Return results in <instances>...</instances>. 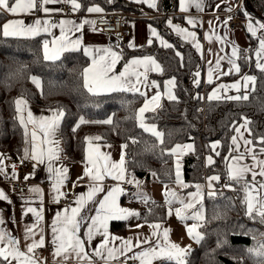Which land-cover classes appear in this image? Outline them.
<instances>
[{
    "label": "trees",
    "instance_id": "trees-1",
    "mask_svg": "<svg viewBox=\"0 0 264 264\" xmlns=\"http://www.w3.org/2000/svg\"><path fill=\"white\" fill-rule=\"evenodd\" d=\"M79 1L82 12L99 4L108 13H127L148 20L163 36L172 40V48L152 45L135 50L123 47L121 50L124 60L133 56H156L163 69L156 75L159 81L176 79L177 99H164L160 108L145 114V122L154 124L163 133V143L138 125L136 116L144 102L141 95L125 91L93 95L87 91L83 72L89 59L84 53L68 52L58 59L45 60L43 35L4 37L0 32V150L16 156L23 153L24 129L19 123L15 104L17 99H23L38 107L63 112L61 149L68 162L83 161L87 137L96 135L102 143L127 144L126 169L129 173L146 181L153 178L160 185H173L176 161L167 150L177 144H192V150L183 157L182 170L185 181L194 186L184 192L204 184L208 176L227 177L226 158L230 155L234 127L246 117L250 121L254 144L264 136V72L253 62L240 59L239 73L213 83H204L200 79L197 87L193 83V73L199 71L202 74L203 59L188 43L173 38L164 25L171 17L174 21L181 19L175 16L179 0H158V10L127 0ZM238 13L264 22V0H244ZM146 14L153 18L145 17ZM6 19L4 12L0 14V26ZM177 50L183 55V61L176 55ZM244 74L256 78L254 90L247 100H208L207 93L217 83L235 81ZM33 77L39 80V87L32 82ZM200 109L203 110L201 113ZM81 117L86 121L83 124L79 123ZM108 118L112 123H103ZM213 143L218 144L217 151L212 147ZM207 156L214 158L213 164L206 165ZM233 193L237 194L236 198ZM148 201L141 205L139 220L146 223L168 221V205ZM198 207L205 210V219L199 227L203 239L188 253L187 264H264V257L248 251L264 244V222L259 216L247 215L238 183L231 181L229 190L220 189L211 196L204 194ZM111 228L116 233H125L127 222L114 221Z\"/></svg>",
    "mask_w": 264,
    "mask_h": 264
},
{
    "label": "snow or ice",
    "instance_id": "snow-or-ice-1",
    "mask_svg": "<svg viewBox=\"0 0 264 264\" xmlns=\"http://www.w3.org/2000/svg\"><path fill=\"white\" fill-rule=\"evenodd\" d=\"M50 2H58V0H0V14L7 12L10 15L16 16L21 14H31L35 10H42L45 14H48L52 10L47 8ZM70 3L72 11L75 12L81 9L82 5L78 0H67ZM137 3H145L149 8L158 10V0H134ZM44 5L45 7H41ZM206 6L205 0H179V11L188 12L190 8L194 7L198 12L202 11ZM219 9V5H217ZM231 11V8L227 9ZM88 14H103V9L99 6L93 5L85 9ZM228 19H231L229 17ZM96 21L85 19L81 23H76L72 20H60L58 23H53L49 20L37 19L32 25H25L23 20H10L6 21L2 26H0V32H2L4 37H24L31 38L40 34L52 35L51 29L59 28L60 37L57 39L53 37L51 42L48 40L43 41V51L45 60H55L59 57L60 53L68 48L69 45L73 49L81 45V39L77 38L74 41L68 39V34L71 32L81 31L85 24L95 25ZM185 23L191 28H197L200 26L201 21L196 18L186 17ZM227 24V20L218 22ZM166 26L175 32L178 36L183 37L187 42L191 43L192 46L201 54L203 58L202 45L198 41L197 33L195 31H190L180 25H174L172 19L166 21ZM151 37H154L159 41L161 47L171 48L174 47L168 41L163 39L157 29L149 26ZM209 32L205 33V39L209 43H212V36H215L217 42L222 45L230 44L225 37L216 35L215 30L212 29V22H209ZM93 31H99L95 27ZM247 31L253 37H257V33L260 32L261 35L257 37L258 47L255 50L256 62L255 66L258 70L264 72V22L253 21L249 18L247 24ZM51 43V48H50ZM153 39L148 40V44L151 45ZM132 45H130L131 47ZM84 54L90 56L92 64L89 68L85 69L84 73V87L87 91L93 95L112 92V91H128L133 93H139L141 96H146V92L141 91L142 87H147L145 83L147 81V72L149 71H159L162 72L163 69L161 65L151 56L143 58H134L129 63H126L123 71L116 73L115 65L121 59V55L115 51L108 48L96 49L94 52L90 50L87 46L83 48ZM212 54V50H208ZM223 51V47L221 48ZM176 55L180 57L183 61V55L177 50ZM228 59V63L231 65L229 72L234 69L236 73H239L240 66L237 60L240 58V50L234 44L231 46V53L225 54ZM244 59L247 61L250 57L245 56ZM208 82L211 83L213 76L223 75V72L214 73L212 65V60L208 61ZM215 67L220 69L221 58H217L215 61ZM140 69H143L141 72ZM89 73L91 75H89ZM200 72L196 71L193 73V83L195 86H199ZM254 76H244L243 82H234L232 85H220L218 89H215L209 96L208 100H220V99H230V100H247L251 91L254 90L255 83ZM32 82L36 84L37 87L40 86L39 80L35 77L32 78ZM252 83V88H248V83ZM166 85H175V78H171L166 82ZM153 87H158L156 82H152ZM224 90L235 89L237 94L234 96L227 95H217L218 92ZM168 96L172 100H176L177 97L169 92ZM161 95L157 92L151 97L150 100L146 98L143 106L138 110L136 120L140 128L146 133H150L157 138L161 143H163L162 137L163 133L158 131L154 124H147L145 122L144 113L154 108H150L151 105L159 107L158 101ZM199 98V97H197ZM16 112L19 115V123L23 127H27V123H34L35 118L29 111L27 113V120L23 113V106L27 104V101L23 99H17L15 101ZM63 116V112H58L54 117H40V131L43 133L41 138V148L40 151L36 150V140L37 131L35 128L31 133L32 145L31 151L25 149L26 158H31L39 163H44L45 155H47V160L49 163V171L55 176L54 191L56 193L54 197V202H58L62 192L61 186L64 184L66 178L67 169L66 168H55L52 165V161L58 159V149L55 147V139H51L55 136V132L58 126V120ZM244 123L239 127H234V132L236 135L231 137L230 145V156L226 159H232L234 162L228 167V179L236 183L243 181V191L245 194L244 202L246 204V213L250 217L255 218L259 216L261 222H264V179L257 181L256 177L259 176L264 178V159L258 157L264 156V147L259 149L256 148V144L264 145V136L260 137L256 144L253 140L245 137L241 129L244 128L250 134V129H247V124L250 123L245 117ZM86 121L83 117L80 118L79 123L83 124ZM103 123L111 124V118L103 121ZM99 140L100 137H96ZM243 140V145L239 143ZM91 143V138L87 141ZM135 142V141H133ZM48 143L53 145L47 149L45 153L43 144ZM213 148L217 147L216 143L212 144ZM122 154L119 162L109 163L110 156L97 153L96 157L93 158L91 155L87 156L88 163L85 165L84 176L90 181L88 185V190L86 194H79L74 200V205L71 207H66L62 211H58L55 214V219L51 224L52 240L51 244L53 246V258L54 260L59 259L60 264H67L69 260H75V264H127L128 260L138 261L139 264H153L155 260H167L173 261L174 264H187L186 257L191 251L190 248H181L177 244L172 243L168 239V230L163 232V240H160V233L156 230L161 228L160 223L149 224V227L153 229V235L156 237L155 241H151L150 238L145 237L143 240L140 238L136 239V244L133 245L132 239H126L122 241V245L119 247L111 246V240L114 237H109L108 233V222L111 220H121L126 219L128 216L138 215L126 208L119 207L117 200L120 195L124 194L122 187L117 186L109 187L107 190L104 187L103 181L106 178H111L117 182H127L129 184H135L137 187L140 186V181L136 180L135 177L131 179L127 178V169L125 168V154L124 149L127 148V144L121 146ZM188 148L191 149L192 145H175L174 148L168 149L169 155H177V149ZM232 153H236L232 156ZM219 155V153H217ZM251 157L252 163H246L248 157ZM208 163L213 162L212 157L207 158ZM89 165L91 167H89ZM15 166L13 165V168ZM4 173V168L0 167V174ZM155 177L156 173H152ZM248 175H251L252 179L249 181L247 179ZM83 177H81L82 179ZM219 176L213 175L208 178L209 188H214L212 181H219ZM175 183L181 184L180 176V165L179 161L175 162ZM167 189V185L165 186ZM197 193L194 194V199L200 198V185H197ZM29 192L39 193L40 189L31 188ZM103 193L101 196L100 194ZM209 196L214 193L210 191ZM165 197V203L169 206L168 214H172V205L174 203H179L183 207L175 208V215L179 219H186L182 215L185 209L193 207L192 203L186 202L184 199L180 198L175 191L166 190L163 193ZM144 203H148L146 197L142 194L139 197ZM0 199H8L2 191H0ZM10 202V201H9ZM154 203V201L152 202ZM90 205L92 207H90ZM28 212H32L37 220H42L41 215L42 209L37 210L36 208L29 207ZM94 213V214H91ZM193 220L202 219L199 211L192 214L190 217ZM4 224V220L0 217V225ZM140 227V225H138ZM38 225L28 227L24 234L25 247L21 249L20 239L14 235H11L4 228L0 227V264H47L46 259L41 261L36 257V249L43 248L45 246L44 234L39 233V239H36L38 235L36 229ZM85 229L83 235L86 239L81 237V230ZM198 225L193 224L187 229L189 236L199 242L203 239L202 235L197 231ZM96 235L104 237L101 243L96 248H91V241ZM143 244H148L146 248H141L139 252H133L131 256L128 255L132 252L134 247H140ZM250 253H254L259 257H264V244H261L259 249H249ZM123 257V260H121Z\"/></svg>",
    "mask_w": 264,
    "mask_h": 264
},
{
    "label": "crops",
    "instance_id": "crops-1",
    "mask_svg": "<svg viewBox=\"0 0 264 264\" xmlns=\"http://www.w3.org/2000/svg\"><path fill=\"white\" fill-rule=\"evenodd\" d=\"M127 1L133 2L137 5L147 6V4L145 3H137V2H134V0H127ZM78 2L80 3L79 0ZM64 4H67L70 6V3H68L67 0H58V2H50L48 5H46L47 8L52 10L48 14H45L42 10H35L31 14H21V15H16V16L10 15L7 12H4V13L7 16L6 21L19 19V20H23L25 25H32L37 19H40L41 21L49 20L53 23H58L60 20L66 19V20L75 21L76 23L79 24L83 22L85 19L98 21L100 19H103L105 16L111 14L104 10H103V14H96V13L88 14L86 11L82 12V7L81 9L73 12L71 6H70L71 11L68 13H65L62 9V6ZM205 4L206 6L204 7L202 11L198 12L194 7H192L189 9L188 12H181L179 11V1H178V12L176 13L175 16L180 17L181 19H179L178 21L172 20V22L174 25H180L181 27H184L190 31H195L197 33L198 41L202 45L203 58H204L203 60L204 68H203L202 74L198 77L199 80L201 79L204 83H209L208 82V70H209L208 61L209 60H212L211 67L213 68L214 73H219V72L224 73L223 75L214 74L213 80L211 82L213 83V82H218V80L224 76H230V75L236 74L234 69L231 71V73L229 72L231 65L228 63L227 56L225 55L226 53L230 55L231 46L233 44L237 46L238 49L240 50V58L237 60V63L239 64V66H240V59L245 60L244 59L245 56L250 57V59L247 60L248 63L253 62L255 65V62H256L255 50L258 47L257 37L260 36L261 33L258 32L257 37H253L247 31V25L242 29L232 30L228 26V23L226 25L223 23L218 24V22H222L225 20H227L228 22V18L231 16L232 12L240 6V0L239 1L237 0H205ZM217 5H219V9H217ZM96 6H99L100 8H102L99 4H96ZM41 7H45V6L41 5ZM229 8H231V11L227 10ZM127 15L133 16V19H134V21L133 20L130 21L126 19L127 25L129 26L130 31H131L130 36L128 38L121 40L117 37L115 33L103 32L101 29H99L96 26V23L95 25L85 24L81 31L71 32L68 34V39H71L73 41L77 38H80L81 45L77 46V48L75 49H73L72 46L69 45L68 48H66L64 51L60 53L58 58L62 57L64 54L68 52L84 53L83 48L84 46H87L93 52L96 49L108 48L120 54L121 59L115 65L116 73L123 71L125 64L129 63L134 58H143V57L151 56L161 65L160 61L154 55L133 56L127 60H124V58L122 57L123 54L121 51L123 47H125L126 50H135V49L150 47L152 45H155L158 48H167V47H161L159 41L156 40L154 37H151L150 28H149L150 25L158 30L159 35L163 39H165L171 45H173L172 40L163 36L160 33L159 29L155 25L151 24L148 20H144L143 18H139L135 15H130V14H127ZM189 16L201 21L200 26H198L197 28H191V26L187 25L185 23V19L186 17H189ZM145 17L153 18V15L146 14ZM252 20L260 21L257 18L254 19V17ZM210 21L212 22V29L215 30L216 35L225 37L228 41L231 42L230 44L222 45L220 42L216 41L215 36L211 37L212 43H209L208 40L205 39V33L210 31L209 29ZM164 25L166 26V22L164 23ZM93 27H95L99 31H93L92 30ZM51 31H52V35L43 34V33L40 35L41 36L43 35L45 37V40H48L49 42H51L53 37L57 39L60 37V31L58 27L51 29ZM169 33L173 38L186 42L191 47H193L191 43L187 42L183 37L178 36L171 29H169ZM40 35H37V36H40ZM150 38L153 39V43L151 45L148 44V40ZM130 45L132 46L130 47ZM222 47H223V51H221ZM50 48H51V43H50ZM209 49L212 50V54L209 53L208 51ZM197 53L199 56H201L200 52L197 51ZM87 57L89 59V63L85 69L89 68L92 64V60L90 56H87ZM217 58H221L220 69H217L215 67V61ZM85 69L83 72V80H84ZM140 70L141 72H143V69H140ZM159 74H161V72L159 71L147 72V81L145 82L147 84V87L141 88V91L146 92V96H142L144 100L143 104L145 103L146 98L150 100L151 97L155 95L157 92H159L161 95V98L158 101L159 107H156L155 105L150 104V108H154V110L145 112L144 117L146 113L155 111L158 108H160L164 99L172 100L168 96L169 92H172L176 96V93H175L176 79H175L174 86L166 85V82L171 78H167L164 81L160 82L156 76ZM89 75L91 74L89 73ZM246 75L252 76L250 74H244L238 77V79L235 81H223V82L217 83L210 90V92L207 93V98L215 89H218L220 85L230 86L234 82H238V81L243 82V77ZM152 82H156L158 87H153ZM254 87H255V83H254ZM248 88L250 89L252 88L251 82L248 83ZM112 92H117V91H112ZM112 92H105L101 94H109ZM125 92L131 93V94H139V93H133V92H128V91H125ZM251 93L252 91L250 92V94ZM236 94L237 92L235 89H232V90L221 89V91L217 93V95H227V96H234ZM213 100H216V99H213ZM220 100H230V99H220ZM29 111L32 113L33 117L35 118V122L27 123V127L26 128L23 127L24 129L23 153L20 156H16L11 153L2 152L0 150V167L4 168V173L0 174V191H2L4 195L8 198L6 200L0 199V217H2L4 220V224L0 225V227L4 228L11 235L18 237L20 239V247L21 249H23L25 247V243H24L25 231L27 230L28 227L38 225V228L36 229L38 233V235L36 236V239L38 240L40 238L39 233L44 234L45 246L43 248H45V250L41 253L36 252L37 259L41 261L46 259L47 264H60L59 259L54 260L53 258L52 253L54 249L51 244V240H52L51 224H52V221L55 219L56 212L62 211L66 207L75 206L74 200L77 198V196L82 193L83 194L87 193L88 185L90 183L89 179L84 176L85 165L88 163L87 156L91 155L93 158H95L97 153H99L101 154V156H104V155L110 156L109 163L113 161L119 162L121 154H122V148H121L122 145L102 143L99 140L95 139L98 136L89 135L87 137V141H88V138H91V143L90 144L88 142L86 143L85 159L77 163L68 162L62 156V149H61L62 142H61V136H60V127H61V123L63 120V116L60 117L58 120V126L55 132V136L51 138V139H55L56 141L55 147L58 149V159L53 160L52 165L55 168H66L67 173H66V178L64 180V184L61 186L62 195L58 202H54V197L56 195L54 191V187H53L55 183V176L52 172L49 171V163L47 160V155H45L44 163H39L36 160L27 158L30 163V169L28 172L20 173L16 170V167L13 168V165L16 166V163L20 157L26 158L25 149H28L29 152L31 151V145H32L31 133L34 128L37 131L36 150L37 152L40 151L41 138L43 136V133L40 131L39 118L40 117H46V118L54 117L58 112H62V111L59 109H54V108L38 107V106L31 104L30 102H27V104L23 106V113L25 115L26 120H27V113ZM18 118H19V115H18ZM243 123H244V120L238 125V127ZM247 129H249V123L247 124ZM241 132L244 133L245 137L251 139V132L249 134V132L245 131L244 128L241 129ZM234 135H236V133H234ZM239 143L243 145V140H240ZM182 145H190V144H182ZM52 146L53 145L44 143L43 147H44L45 153H47V149ZM192 148H193V145H192ZM256 148L259 149L261 147L256 146ZM184 150L185 151H183L180 154V156H183V155L185 156L190 149L184 148ZM214 150L215 151L218 150V144H217V147L214 148ZM123 151L125 154V168H126L127 155L125 153V149ZM231 155L235 156L236 153H232ZM208 157L209 156H207L205 160L206 165L213 164L214 158L211 156L213 162L209 164L207 160ZM258 158L264 159V156H260ZM182 161L183 160L180 161L181 165L183 164ZM233 162L234 161L232 159H227V168L231 166ZM246 163H252L250 156L248 157ZM89 167L91 166L89 165ZM181 171H182V167H181ZM180 176H181V184H177V183H174L173 185L166 184L167 189L165 187L166 185H160L155 179L153 180V178H151V180L146 181V179H140L137 176H135V179L140 181L139 189L135 184H129L127 182H117L116 180H113L110 177L106 178L103 181V184L106 190L109 187L117 186L118 183H119V186L122 188L125 184H129L131 187H133L134 188L133 192H127L123 189L124 194L119 196L117 203L119 207L126 208L138 214L135 216H128L126 219L111 220L108 222L109 237L115 238L111 240V246L119 247L122 245L123 240L129 239V238L132 239L133 245L136 244L137 238H140L141 240H143L145 237H148L150 238L151 241L156 240V237L153 235V229L149 227V224H153V223H146V222H142L139 220L141 205L144 202L142 200L135 201L132 195L138 193L139 195L142 194L144 197H146L147 200L165 202V197L163 193L166 190L175 191L180 198L184 199L188 203H192L193 207L189 209H185L184 212H182V215L186 217V219L182 220V219H179L175 215L174 210L175 208H182L183 206L179 203H174L172 205L173 211H172V214L169 215L168 221L156 222V223L161 224V228L156 230L160 233V240L161 241L163 240L164 230H168L169 241L177 244L181 248H190L192 250L198 244L196 240L192 239L189 236L187 229L191 227L192 224H197L198 221L200 223L201 221L205 219L204 208L198 207L204 197V194H208L210 191L216 194L218 191H220L221 188L219 185V181L218 182L212 181L214 188L210 189L208 186L209 185L208 178L212 177L213 175L208 176L206 177L204 184L200 185L201 186L200 187V193H201L200 198L194 199L193 197H194V194L197 193V187L193 190H189L188 192H184L188 188H192L194 185L192 183H187L185 181L184 175L182 174V172ZM81 177L83 178L81 179ZM127 178L128 179L132 178V175L128 171H127ZM227 178H228V175H227ZM247 179L251 181L252 179L251 175H248ZM256 179L257 181H259L264 178L257 176ZM229 181L231 183V180ZM16 182H20L25 185L24 192L16 193L12 191V184ZM71 185H74L75 187L73 197H72V203L66 204L63 202V194L67 190V188ZM238 185L240 186V190H241V200L243 201L245 205V209H246V204L244 202L245 194L243 191V181L238 183ZM142 186H145V187L142 188ZM31 188H38L40 189V192L39 193L29 192V189ZM100 195L102 196L103 193H101ZM134 202H136L134 205L135 208L132 209L134 207L133 206ZM29 207L36 208L37 210L42 209L41 215L43 219L38 221L37 217L32 212L27 211ZM90 207L92 206L90 205ZM197 211L200 212L202 219H199V220L191 219L190 217L192 216V214L196 213ZM91 214H94V213H91ZM114 221H126L127 222L126 232L125 233L114 232L111 228V223ZM138 225H140V227H138ZM84 231L85 229L82 228L80 235L83 239H86V237H84L83 235ZM103 239L104 237L100 235H96L91 241V248H96ZM148 246H149L148 244H143L140 247H134L132 252H129L128 255L131 256L133 252H139L141 248H146ZM121 260H123V257H121ZM162 261H167V260H155L153 261V264H159ZM13 264H15V262H13ZM67 264H75V260L74 259L69 260ZM127 264H139V262L128 260Z\"/></svg>",
    "mask_w": 264,
    "mask_h": 264
},
{
    "label": "built area",
    "instance_id": "built-area-1",
    "mask_svg": "<svg viewBox=\"0 0 264 264\" xmlns=\"http://www.w3.org/2000/svg\"><path fill=\"white\" fill-rule=\"evenodd\" d=\"M244 0H240V6L235 9L231 14V19H228V26L232 29H242L244 28L248 22L249 17L245 15H241L238 13L239 8L243 5ZM62 9L65 13H68L71 11V8L69 5L64 4L62 6ZM173 16V15H172ZM128 17L125 13H111L107 16H105L103 19H100L96 21V26L101 29L103 32H111L115 33L117 37L121 40H124L130 36V28L127 25L126 18ZM203 110L200 109V113ZM16 170L18 172H28L30 169V163L27 158L20 157L16 163ZM219 185L222 190H229L231 188V183L229 179L225 176H219ZM123 189L127 192H133L134 188L131 187L129 184H125L123 186ZM25 190V185L20 182H16L12 184V191L16 193H22ZM75 187L74 185H71L67 188V190L63 194V202L66 204L72 203V197L74 193ZM233 197L236 198L237 194L233 193ZM45 250V248H38L36 249V252L41 253Z\"/></svg>",
    "mask_w": 264,
    "mask_h": 264
},
{
    "label": "rangeland",
    "instance_id": "rangeland-1",
    "mask_svg": "<svg viewBox=\"0 0 264 264\" xmlns=\"http://www.w3.org/2000/svg\"><path fill=\"white\" fill-rule=\"evenodd\" d=\"M127 20H130V21H134V19H133V16H129L128 15V17L126 18ZM253 19V18H252ZM254 19H256V18H254ZM203 60H204V58H203ZM190 145H192V144H190ZM192 149H190L188 152H190ZM183 151H185L184 150V148L183 149H177V155H174V158H175V161H179V165H180V175H181V172H182V174H183V170L181 171V167H182V165H181V163H180V161L181 160H183L182 158H183V156H180V154L183 152ZM187 152V153H188ZM131 175H132V177H135V175H133L132 173H130ZM145 186H142V188H144ZM138 189H139V187H138ZM133 196V198L135 199V201H139V200H141L139 197H140V195L137 193V194H133L132 195ZM135 203L136 202H134V204H133V206L135 205ZM135 208V206L132 208V209H134ZM138 211H139V209H138ZM193 225V224H192ZM196 225H198V228H197V231L200 233V230H199V227H200V223H199V221H198V223L196 224ZM201 234V233H200Z\"/></svg>",
    "mask_w": 264,
    "mask_h": 264
}]
</instances>
